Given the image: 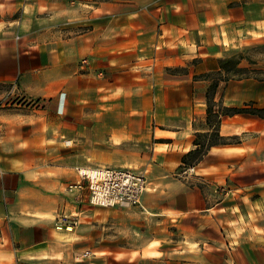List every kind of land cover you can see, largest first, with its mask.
<instances>
[{
	"label": "crops",
	"instance_id": "0c3cea01",
	"mask_svg": "<svg viewBox=\"0 0 264 264\" xmlns=\"http://www.w3.org/2000/svg\"><path fill=\"white\" fill-rule=\"evenodd\" d=\"M259 42L264 0H0V264H222L218 188L264 161V118L222 117L239 141L183 158L214 131V82L215 112L264 109ZM78 167L146 173L115 211L139 246L108 245Z\"/></svg>",
	"mask_w": 264,
	"mask_h": 264
},
{
	"label": "rangeland",
	"instance_id": "374dc122",
	"mask_svg": "<svg viewBox=\"0 0 264 264\" xmlns=\"http://www.w3.org/2000/svg\"><path fill=\"white\" fill-rule=\"evenodd\" d=\"M239 56L245 57L242 53L238 55V58H240ZM247 57L252 62H264V42L255 45ZM229 64L232 68L234 60ZM240 72H245V70L242 69ZM236 140L239 141L238 138ZM237 170L241 176L236 179H227L218 188V198L221 201L225 200L227 203L236 204L237 207L236 211L224 209L216 215L223 224L222 258L220 259L222 264H264V161L255 157L254 162H248V164L239 162ZM91 207L95 210V226L101 224L109 226V246H125L127 248L139 246L140 243L135 241L139 238L135 227L129 226L128 219H124L126 226H117L121 220L115 212L134 209L137 206L99 207L91 204ZM97 230H101V228L99 227ZM213 231L219 233L217 228L211 230L212 233ZM164 246L169 248L173 246V243ZM209 246L205 244V247H202L203 251L206 252Z\"/></svg>",
	"mask_w": 264,
	"mask_h": 264
},
{
	"label": "built area",
	"instance_id": "2783aa9c",
	"mask_svg": "<svg viewBox=\"0 0 264 264\" xmlns=\"http://www.w3.org/2000/svg\"><path fill=\"white\" fill-rule=\"evenodd\" d=\"M81 180L70 186L86 187L90 193V203L99 207L139 206L147 190L146 173L130 168L78 167Z\"/></svg>",
	"mask_w": 264,
	"mask_h": 264
},
{
	"label": "trees",
	"instance_id": "16d2710c",
	"mask_svg": "<svg viewBox=\"0 0 264 264\" xmlns=\"http://www.w3.org/2000/svg\"><path fill=\"white\" fill-rule=\"evenodd\" d=\"M218 88V82H214L211 87V92L208 94V122L210 126H214L213 132L199 133L197 134L196 145L197 148L183 158L184 166L186 167H196L208 153L210 148L215 145H226L238 142L237 137L226 138L222 137L219 133V127L221 125L222 117L234 116L237 114H250L264 118V109H259L253 106H246L242 108H229L220 107L219 112L214 110V95Z\"/></svg>",
	"mask_w": 264,
	"mask_h": 264
},
{
	"label": "bare ground",
	"instance_id": "6f19581e",
	"mask_svg": "<svg viewBox=\"0 0 264 264\" xmlns=\"http://www.w3.org/2000/svg\"><path fill=\"white\" fill-rule=\"evenodd\" d=\"M67 142H69V141H67Z\"/></svg>",
	"mask_w": 264,
	"mask_h": 264
}]
</instances>
